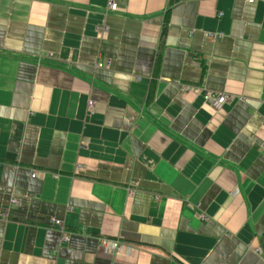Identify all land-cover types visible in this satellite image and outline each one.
<instances>
[{"label":"crops","instance_id":"1","mask_svg":"<svg viewBox=\"0 0 264 264\" xmlns=\"http://www.w3.org/2000/svg\"><path fill=\"white\" fill-rule=\"evenodd\" d=\"M0 264H264V0H0Z\"/></svg>","mask_w":264,"mask_h":264},{"label":"built area","instance_id":"2","mask_svg":"<svg viewBox=\"0 0 264 264\" xmlns=\"http://www.w3.org/2000/svg\"><path fill=\"white\" fill-rule=\"evenodd\" d=\"M118 5L115 3H110L109 5V10L112 12L118 11ZM102 66V65H99ZM182 91L186 93H201L203 100L208 103L215 111L221 110L225 104L231 99V97L227 94L224 93H213L208 90L200 89L198 87H193L189 85H184L182 87ZM93 103H89V107L92 108ZM32 177H36V173L32 174ZM18 199L17 198H12L11 199V205L10 206H15L18 204ZM5 216V215H4ZM52 225L58 229V231L61 234V240L63 242L68 241L70 238V233H68L65 229V226L62 221L53 219ZM100 244L104 251L110 255H117L119 254L125 243L122 242L119 239H109V238H101L100 239Z\"/></svg>","mask_w":264,"mask_h":264}]
</instances>
